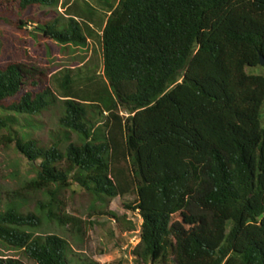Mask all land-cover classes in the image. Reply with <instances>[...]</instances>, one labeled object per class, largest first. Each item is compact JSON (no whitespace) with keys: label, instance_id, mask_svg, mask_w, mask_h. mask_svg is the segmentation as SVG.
Segmentation results:
<instances>
[{"label":"trees","instance_id":"obj_1","mask_svg":"<svg viewBox=\"0 0 264 264\" xmlns=\"http://www.w3.org/2000/svg\"><path fill=\"white\" fill-rule=\"evenodd\" d=\"M28 23L38 47L96 39L102 70L0 65V129L45 198H0V244L34 264H101L36 233L74 221L60 196L76 184L92 210L133 197L137 264H264V0H0V25ZM57 101L61 135L40 145L25 128Z\"/></svg>","mask_w":264,"mask_h":264},{"label":"rangeland","instance_id":"obj_2","mask_svg":"<svg viewBox=\"0 0 264 264\" xmlns=\"http://www.w3.org/2000/svg\"><path fill=\"white\" fill-rule=\"evenodd\" d=\"M57 10L63 12L64 8L58 5ZM33 27V24L28 23L24 27L27 33H23L12 29L9 24L0 25V65H4L11 57L22 61L39 60L43 57L39 63L49 70L50 76L64 68L76 69L85 65L97 72L102 70L100 45L96 39H88L85 48L69 45L60 49L61 47L52 45L50 46L52 53H49L50 49L46 41L40 40L41 47L37 46L39 41L35 37ZM252 70L264 74V68L256 67ZM48 85L52 90L56 89L51 77ZM62 109L61 101H57L49 109L32 117L31 121L35 127H26L25 132L40 145L49 146L56 134L61 135L58 118L62 114ZM261 115L264 124V106ZM24 123L22 121V124ZM8 130V128L0 129V198L5 200L7 194L19 191L27 194L29 197L27 208L33 210L35 202L45 198L25 188V182L32 179L35 171L28 160L16 150L14 143L6 140L10 135ZM12 130L21 129L19 126H14ZM69 136L67 142L76 138L74 134ZM60 198L64 203L62 211L74 218V221L60 227L53 223H42L36 233H55L65 238L70 248V255L76 259H93L101 264H137L133 249L139 242L143 220L137 210L129 207L132 206V196L117 197L108 200L102 206L97 203L98 208L92 210L91 195L74 184L63 190ZM102 210L105 213L103 215L99 213ZM0 255L17 258L24 264H34L22 254L21 250L6 248L1 244ZM138 264L141 263L138 261Z\"/></svg>","mask_w":264,"mask_h":264},{"label":"water","instance_id":"obj_3","mask_svg":"<svg viewBox=\"0 0 264 264\" xmlns=\"http://www.w3.org/2000/svg\"><path fill=\"white\" fill-rule=\"evenodd\" d=\"M261 64H264V58L261 56L260 57Z\"/></svg>","mask_w":264,"mask_h":264}]
</instances>
